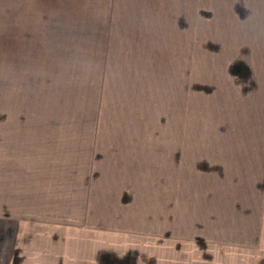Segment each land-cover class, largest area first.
Here are the masks:
<instances>
[{"label":"crops","instance_id":"obj_1","mask_svg":"<svg viewBox=\"0 0 264 264\" xmlns=\"http://www.w3.org/2000/svg\"><path fill=\"white\" fill-rule=\"evenodd\" d=\"M130 4L155 57L178 60L185 126L162 147L161 183L132 184L135 162L106 145L77 153L69 130L44 134L62 159L32 152L27 179L0 188V264H264V0Z\"/></svg>","mask_w":264,"mask_h":264},{"label":"rangeland","instance_id":"obj_2","mask_svg":"<svg viewBox=\"0 0 264 264\" xmlns=\"http://www.w3.org/2000/svg\"><path fill=\"white\" fill-rule=\"evenodd\" d=\"M115 1L0 0V188L27 179L20 164L32 152L44 147L38 163L61 160L57 138L44 134L62 130L77 153L106 145L100 155L134 161L132 184L160 185L162 147L172 152L185 126L178 60L155 57L165 53L147 43L144 6Z\"/></svg>","mask_w":264,"mask_h":264}]
</instances>
